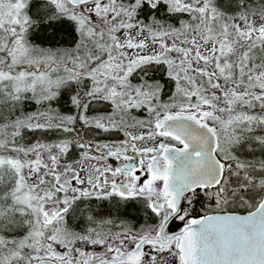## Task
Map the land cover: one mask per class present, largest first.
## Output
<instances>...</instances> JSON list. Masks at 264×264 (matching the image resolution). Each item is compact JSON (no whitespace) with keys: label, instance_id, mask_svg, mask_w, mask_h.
Instances as JSON below:
<instances>
[{"label":"snow or ice","instance_id":"6c2138e0","mask_svg":"<svg viewBox=\"0 0 264 264\" xmlns=\"http://www.w3.org/2000/svg\"><path fill=\"white\" fill-rule=\"evenodd\" d=\"M0 264H264V0H0Z\"/></svg>","mask_w":264,"mask_h":264}]
</instances>
